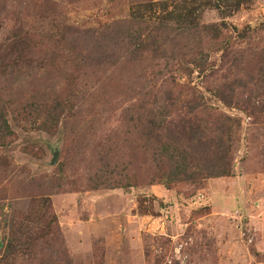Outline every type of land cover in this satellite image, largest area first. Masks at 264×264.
<instances>
[{
	"label": "rangeland",
	"instance_id": "374dc122",
	"mask_svg": "<svg viewBox=\"0 0 264 264\" xmlns=\"http://www.w3.org/2000/svg\"><path fill=\"white\" fill-rule=\"evenodd\" d=\"M164 84L235 119L231 175L149 181ZM0 264H264V0H0Z\"/></svg>",
	"mask_w": 264,
	"mask_h": 264
},
{
	"label": "trees",
	"instance_id": "16d2710c",
	"mask_svg": "<svg viewBox=\"0 0 264 264\" xmlns=\"http://www.w3.org/2000/svg\"><path fill=\"white\" fill-rule=\"evenodd\" d=\"M144 30L147 29L132 32L135 35L125 31L126 37L129 40H134L132 44L135 45L137 40L140 41L139 44L135 45V49L129 53L131 55L130 61L143 60L145 56L142 52L147 53L148 47L146 45L148 43L153 45L152 54L158 48L159 41L156 36L152 42L147 41L148 38L141 40ZM158 30L157 27L153 28L154 32H158ZM169 60V57L166 58L165 66H167ZM206 61V56L199 53L193 56L189 62L196 67H200ZM147 86L153 88L151 87L152 84ZM166 87L167 85L162 90L163 99L146 101L142 97L132 104L130 110L129 120H135L141 125L143 124L138 133V138L145 140V145L150 146L153 151L152 162H154L156 170L152 176L148 177L149 181L168 184L178 181L195 182L207 178L231 175L232 166L228 142L235 119L227 116L220 117L218 118L219 121L208 126L206 120L202 119L201 116L198 119V107L192 106L188 112L193 114L196 122L191 119H180V123L171 122L172 107L176 101L171 98L172 88ZM5 127L8 128V126ZM225 138H227L226 141ZM9 249H14V245L9 243Z\"/></svg>",
	"mask_w": 264,
	"mask_h": 264
},
{
	"label": "water",
	"instance_id": "95a60500",
	"mask_svg": "<svg viewBox=\"0 0 264 264\" xmlns=\"http://www.w3.org/2000/svg\"><path fill=\"white\" fill-rule=\"evenodd\" d=\"M53 162H55V161H53Z\"/></svg>",
	"mask_w": 264,
	"mask_h": 264
}]
</instances>
